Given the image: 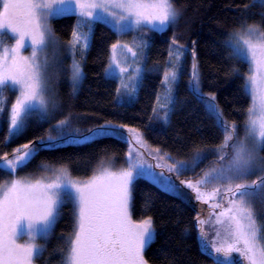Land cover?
Masks as SVG:
<instances>
[{
    "label": "snow or ice",
    "instance_id": "6c2138e0",
    "mask_svg": "<svg viewBox=\"0 0 264 264\" xmlns=\"http://www.w3.org/2000/svg\"><path fill=\"white\" fill-rule=\"evenodd\" d=\"M227 7L236 15L218 42L229 58L248 64L241 74L250 98L242 123L226 117L216 91L204 90L197 42L182 43L185 34L177 30L185 14L179 0H0V31L14 36L11 44L0 45V121L6 124L0 136V264H37L66 206L71 231L58 236L57 264H150L145 253L155 243L157 221L147 198L134 218L140 179L194 205L190 224L199 250L213 264H233L234 253L242 264H264V12L256 21L247 3ZM71 15L75 22L63 39L51 21ZM98 23L116 37L105 47L102 68L115 80L111 118L76 112L72 103ZM169 31L167 55L147 66L148 33ZM129 32L130 40L121 39ZM61 50L71 61L66 100L53 86ZM185 71L187 90L218 130V142L184 140L177 132L172 145L151 144L153 126L170 125L183 107L177 90ZM229 71L239 73L235 67ZM145 73L157 74L158 85L151 102L127 117L119 108L139 98ZM103 139L126 147L119 155L105 148L90 174H74V154L37 160L66 145ZM168 264L180 261L173 257Z\"/></svg>",
    "mask_w": 264,
    "mask_h": 264
},
{
    "label": "trees",
    "instance_id": "16d2710c",
    "mask_svg": "<svg viewBox=\"0 0 264 264\" xmlns=\"http://www.w3.org/2000/svg\"><path fill=\"white\" fill-rule=\"evenodd\" d=\"M179 2L185 6V14L177 30L185 34L184 39L181 41L182 43L191 40L197 42L204 90L216 91L217 99L224 109L226 117L242 123L245 119V110L250 103V98L244 90L241 74L247 73L248 64L235 58H229L228 50L224 49L218 40L222 39V30L232 24V17L236 15V13L228 9L227 5L233 2L236 4H249L253 19L256 21L260 19L259 14L264 12V5H261L259 0H179ZM252 4H255V6L251 7ZM74 22V15L56 17L51 21L54 30L63 39L67 38ZM131 34L130 38H132ZM170 34V31L163 34L148 33L152 38V43L148 49L147 66H151L155 60H163L167 55L165 37ZM3 36L9 41L13 40L12 35L7 32L3 33ZM115 38L106 25L99 23L96 25L91 47L82 60L84 78L79 91L72 97L76 112H100L102 115L111 118L109 114L113 109L112 95L115 88V80L114 78H106L102 73V68L106 63L105 47ZM59 60L61 63L55 68L58 80L53 82V86L59 96L66 100L71 93V86L68 80L69 73L66 71L70 64V58L65 52L61 51ZM187 64L188 61L186 60V68ZM232 67L239 69V73L230 72L229 69ZM186 80L187 71L181 76L177 90V96L184 102L183 107L178 106L170 125L156 123L153 126V134L148 136L151 144H156L163 140L168 145H172L177 132L184 140L189 138L198 139L202 136L207 143L218 142V130L212 126V122L205 116L201 106L187 90ZM208 81L213 82L212 88L208 87ZM157 85V74L145 73L143 86L138 93L139 98L131 106L120 107L119 111L125 113L127 117H133L140 113L141 108L151 102L153 89ZM85 122L91 123L92 121ZM5 128L6 124L0 121V136L5 134ZM180 142V140H176V144ZM125 147L123 143L115 140L103 139L95 143L66 145L55 153H41L37 160L50 155L74 154L76 168L79 170L74 174H90L91 168L104 155L103 150L105 148L119 155L124 151ZM120 163L122 161H116L117 165ZM134 195L136 203L134 218L139 217L141 214L140 208L147 198L151 201L152 211L150 214L157 221L155 243L145 253L150 260V264H168V261L172 260L173 257H176L180 264H213L212 259L208 255L203 254L198 248L197 236L190 224L192 217L195 215L193 205L166 195L150 181L144 179L137 181ZM176 221H179V223ZM185 226L189 228L187 234L183 232ZM70 231L71 220L69 208L66 206L62 210L61 218L55 225L52 237L47 242L43 257L38 260L40 264H43L45 260L47 264H57L60 254L59 252H54V249L62 244L58 236L62 232L68 233ZM232 262L233 264H242L239 254H233Z\"/></svg>",
    "mask_w": 264,
    "mask_h": 264
},
{
    "label": "rangeland",
    "instance_id": "374dc122",
    "mask_svg": "<svg viewBox=\"0 0 264 264\" xmlns=\"http://www.w3.org/2000/svg\"><path fill=\"white\" fill-rule=\"evenodd\" d=\"M5 32H7V30L0 31V45H2V44H11V43L13 42V40H14V36H13V34L10 33V32H7V33H9L10 35H12L13 40L9 41L6 37H4V36H3V33H5ZM128 34H129V35H127L126 37H125V36L121 37V39H124V40H130V39H131V38H130V34H131V32H129ZM131 35H133V33H132ZM29 50H30V49H29ZM61 51H63V50H61ZM63 52H64V51H63ZM65 53H66V52H65ZM25 54H27V52H26ZM85 55H86V53H85ZM84 57H85V56H84ZM77 58L79 59V57H77ZM70 62H71V61H70ZM83 72H84V71H83ZM81 83H82V82H81ZM81 83H80V85H81ZM80 85H79V87L76 89L75 94L79 91ZM4 96H6L9 100H11V99L13 98L12 93H11V92H7V91L4 92ZM208 159L210 160V159H212V157H209ZM206 163H207V161H205L204 164H201L200 167H204ZM117 166H119V165H117ZM182 178H183V177H182ZM191 205H193V204H191ZM193 206H194V205H193ZM259 208H260V205L257 204V209L259 210ZM206 230H209V231H210V227H209V226H206ZM38 242H39V243H45L43 240L38 241ZM37 264H40V263L37 261Z\"/></svg>",
    "mask_w": 264,
    "mask_h": 264
}]
</instances>
